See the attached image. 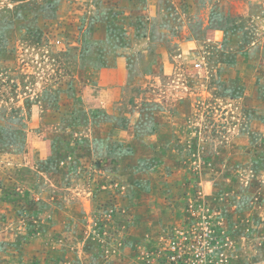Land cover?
<instances>
[{"label":"rangeland","instance_id":"obj_1","mask_svg":"<svg viewBox=\"0 0 264 264\" xmlns=\"http://www.w3.org/2000/svg\"><path fill=\"white\" fill-rule=\"evenodd\" d=\"M0 264H264V0H0Z\"/></svg>","mask_w":264,"mask_h":264},{"label":"crops","instance_id":"obj_2","mask_svg":"<svg viewBox=\"0 0 264 264\" xmlns=\"http://www.w3.org/2000/svg\"><path fill=\"white\" fill-rule=\"evenodd\" d=\"M129 40L131 41V46L129 45L130 48H127L126 50L130 53V50L133 47L132 41L134 39L129 36ZM142 40H148L150 43L154 41L151 36L143 38ZM189 41H185L187 49L194 47L192 42ZM129 53H120L113 63L110 65L105 64L102 68L97 70L95 82L91 85L87 84L82 95L84 103L88 108H91V110H93L92 108H95V110H100L109 115L115 113L116 106L122 97L123 87L126 85L127 81L129 67L127 54ZM88 111L85 110L84 112H86L89 116ZM93 123L94 122L88 121L87 124H84L81 127H74V130L86 132V138L84 137L82 139L89 140L91 138H95L96 126L98 125H94Z\"/></svg>","mask_w":264,"mask_h":264},{"label":"trees","instance_id":"obj_3","mask_svg":"<svg viewBox=\"0 0 264 264\" xmlns=\"http://www.w3.org/2000/svg\"><path fill=\"white\" fill-rule=\"evenodd\" d=\"M113 150H114V148H112V150H110V154H111V152H113Z\"/></svg>","mask_w":264,"mask_h":264}]
</instances>
